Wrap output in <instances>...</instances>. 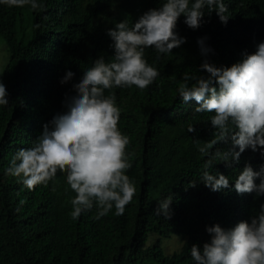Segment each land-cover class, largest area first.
Segmentation results:
<instances>
[{
  "label": "trees",
  "instance_id": "obj_1",
  "mask_svg": "<svg viewBox=\"0 0 264 264\" xmlns=\"http://www.w3.org/2000/svg\"><path fill=\"white\" fill-rule=\"evenodd\" d=\"M86 1L43 0L44 7L35 11L0 4V37L10 52L3 73L9 105L0 112V264H145L149 260L192 264L191 245L209 239L205 225L232 227L255 215L264 197L212 192L202 184L188 187V180L198 181L204 161L228 144L214 134L212 113H195L192 102L184 104L178 98L177 81L185 72L198 74L202 60L198 37H208L207 44L214 49L209 58L218 65L235 62L242 50L255 51L256 43L264 39V0H224L230 18L226 26L215 12L208 16L207 8L206 22L198 30L187 28L181 17L177 31L187 38L185 44L159 58L154 49L145 50L147 61L160 72L152 85L145 90L135 86L106 90V95L115 92L122 109L118 126L130 137L127 151L132 154V168L127 174L136 194L122 216L110 212L97 220L93 209L73 221L68 212L75 193L63 173L58 170L54 179L29 191L17 178L6 176L4 169L15 151L31 147L42 125L62 110L63 94L72 91V81L98 56L107 60L113 55L107 29L125 18L131 25L161 2L92 0L87 7ZM114 5L119 12L103 29L98 18ZM65 68L76 75L61 84ZM189 126L196 131L188 133ZM245 163L256 169L264 159L246 150L233 168L215 157L212 170L232 179ZM171 193V219L154 215L156 202ZM150 233L177 234L188 240L180 253L168 256L159 244L144 248Z\"/></svg>",
  "mask_w": 264,
  "mask_h": 264
},
{
  "label": "clouds",
  "instance_id": "obj_2",
  "mask_svg": "<svg viewBox=\"0 0 264 264\" xmlns=\"http://www.w3.org/2000/svg\"><path fill=\"white\" fill-rule=\"evenodd\" d=\"M0 4L29 6L33 11L44 7L43 0H0ZM205 8L208 16L215 12L227 25L230 18L224 0H161L158 7L148 8L131 25L125 18L107 29L113 55L107 60L98 56L78 80L72 81V91L63 94L62 110L42 125L31 147L15 151L4 174L32 191L54 179L59 170L75 193L68 212L73 221L93 209L97 220L110 212L124 215L136 194L135 183L127 174L132 168V154L127 151L130 137L118 126L122 109L115 92L106 95V90L132 86L145 90L152 85L160 72L147 61L145 50L154 49L157 58L172 54L187 42L177 31L181 17L187 28L198 30L206 22ZM207 40L203 36L196 41L202 57L198 74L183 73L176 92L184 104H194L195 113H212L214 134L228 147L206 159L198 181L188 180V187L202 184L212 192L228 190L264 197V163L256 169L245 163L232 179L212 170L215 157L233 168L246 150L258 152L264 159V39L256 43L255 51L242 50L230 65H218L209 58L214 49ZM75 75L71 68H65L60 83ZM9 95L0 79V108L9 105ZM187 131L194 133L196 129L189 126ZM173 200V193L162 197L153 214L171 219ZM205 232L209 239L190 247L193 264H264V203L255 215L232 227L213 223L205 225Z\"/></svg>",
  "mask_w": 264,
  "mask_h": 264
},
{
  "label": "rangeland",
  "instance_id": "obj_3",
  "mask_svg": "<svg viewBox=\"0 0 264 264\" xmlns=\"http://www.w3.org/2000/svg\"><path fill=\"white\" fill-rule=\"evenodd\" d=\"M92 0H87V7L90 6ZM119 12L118 5H114L110 8L105 9L102 14L98 18V23L102 26L103 29H107L111 21L117 16ZM10 52L8 49V45L6 41L0 37V79L3 80V73L5 70V66L9 62ZM3 108H0V112ZM188 237L172 234L170 237H160L155 233H150L148 236V240L145 244V249H149L159 244V246L163 249L164 253L168 256H172L174 254L180 253L184 243H186ZM190 263V262H189ZM187 263V264H189ZM193 264V261H191ZM145 264H158L154 260H149Z\"/></svg>",
  "mask_w": 264,
  "mask_h": 264
}]
</instances>
